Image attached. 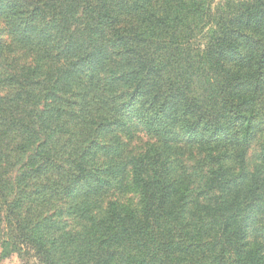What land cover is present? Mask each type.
Listing matches in <instances>:
<instances>
[{"label":"trees","instance_id":"1","mask_svg":"<svg viewBox=\"0 0 264 264\" xmlns=\"http://www.w3.org/2000/svg\"><path fill=\"white\" fill-rule=\"evenodd\" d=\"M1 202L37 264H264V0H0Z\"/></svg>","mask_w":264,"mask_h":264},{"label":"rangeland","instance_id":"2","mask_svg":"<svg viewBox=\"0 0 264 264\" xmlns=\"http://www.w3.org/2000/svg\"><path fill=\"white\" fill-rule=\"evenodd\" d=\"M146 139V136L141 133L133 142V146H143ZM0 210V264H37L32 257L27 255L28 251L20 245L18 235L9 229V222L6 220L2 202Z\"/></svg>","mask_w":264,"mask_h":264}]
</instances>
